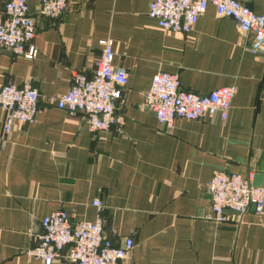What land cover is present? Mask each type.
Wrapping results in <instances>:
<instances>
[{
  "label": "crops",
  "instance_id": "1",
  "mask_svg": "<svg viewBox=\"0 0 264 264\" xmlns=\"http://www.w3.org/2000/svg\"><path fill=\"white\" fill-rule=\"evenodd\" d=\"M7 0H0V9ZM59 20L40 19L35 59L0 51V87L30 83L40 93L34 122L5 132L0 110V264H45L30 255L43 218L96 221V200L115 245L135 243L126 264H264V212L212 218L207 186L219 171L264 186V54L252 36L210 5L190 34L149 16L152 0H68ZM264 14V0H242ZM39 0H28L34 15ZM129 74L119 102L122 128L93 132L83 114L58 108L74 71L92 77L102 40ZM178 74L198 94L234 86L229 118L177 119L163 126L142 104L154 76ZM53 264H74L67 259Z\"/></svg>",
  "mask_w": 264,
  "mask_h": 264
},
{
  "label": "built area",
  "instance_id": "2",
  "mask_svg": "<svg viewBox=\"0 0 264 264\" xmlns=\"http://www.w3.org/2000/svg\"><path fill=\"white\" fill-rule=\"evenodd\" d=\"M210 5L219 18H229L239 29L252 36L245 48L253 54H264V14L253 11L242 0H152L149 16L166 31L190 34ZM69 10L68 0H39L37 15L28 0H7L0 9V51L35 59L39 54L34 39L40 19L56 21ZM101 57L92 77L83 71H74L70 89L56 98L58 108L70 114H83L93 132L122 128L126 117L118 105L129 84L127 70L115 65L116 53L112 39L102 40ZM234 86L221 87L208 94L185 89L178 74L160 71L144 97L142 107L155 114L159 122L173 128L177 119L200 120L219 116L229 118ZM40 93L30 83L23 86L6 84L0 87V110L5 132L15 124L34 122L40 103ZM256 172L246 176L225 171L216 172L207 186L212 200V218L226 224L230 214L242 216L250 211L264 212V186L254 184ZM100 216L92 221L71 223L64 210L52 212L41 222L42 232L36 236L31 256L53 264L67 259L74 264H126L135 246L131 237L122 245H115L107 235L101 212L104 204L94 202Z\"/></svg>",
  "mask_w": 264,
  "mask_h": 264
}]
</instances>
